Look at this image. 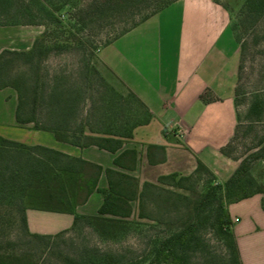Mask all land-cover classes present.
Here are the masks:
<instances>
[{"label": "crops", "instance_id": "obj_1", "mask_svg": "<svg viewBox=\"0 0 264 264\" xmlns=\"http://www.w3.org/2000/svg\"><path fill=\"white\" fill-rule=\"evenodd\" d=\"M226 3L175 0L99 48V62L152 113L150 121L137 126L117 152L79 147L58 140L50 131L20 125L15 118L17 97L8 86L0 88V129L6 122L9 126L0 130V136L52 147L103 167L119 168L114 164L118 153L135 150V168L125 171L140 184L155 182L160 175H188L200 159L223 183L238 165V160L221 152L237 124L234 87L239 45ZM4 27L23 26L0 25V52L5 48L28 50L40 32L25 28L5 35ZM204 92L209 100L201 98ZM149 144L164 146V161L149 162ZM158 154L150 150L152 159ZM98 184L106 186L104 174ZM102 201V193L93 191L74 210L95 214ZM227 209L241 264H264V194L231 202ZM26 218L28 229L39 234H55L73 222L71 213L36 208H28Z\"/></svg>", "mask_w": 264, "mask_h": 264}, {"label": "trees", "instance_id": "obj_2", "mask_svg": "<svg viewBox=\"0 0 264 264\" xmlns=\"http://www.w3.org/2000/svg\"><path fill=\"white\" fill-rule=\"evenodd\" d=\"M173 1L175 0H36L49 19L56 20L57 17L53 12H60L64 6H69V11L73 10L72 14L76 23L81 25H86L87 17L92 20L105 18L108 10L126 8L130 2L135 5L143 2V15L138 20L126 24L117 36L107 40L105 44ZM245 6L251 11L260 13L264 11V0H245ZM232 29L238 40L235 28L232 27ZM66 46L63 42L49 46L45 44V35H42L35 39L28 50L3 49L0 52V88L11 86L16 90L15 118L20 125L31 124L35 129L50 131L58 140L79 147L96 146L115 153L122 148L125 140L132 138L137 126L148 123L152 117L147 105L130 89H125L126 94L138 104V116L133 117L131 121H121L118 117L106 123L104 128L92 126L90 119L78 118L76 105L71 102V97L64 98L68 88L58 90L55 86L50 94L49 109H45L44 112L37 109L35 96L31 101L28 98V81L32 75L37 77L41 59L53 48L62 49ZM16 62L25 67V72L20 74L18 79H15L12 74L13 65ZM98 72L97 67L94 64L89 65L88 60L79 71L83 74L84 80L91 76L99 77L103 81L104 78ZM103 84L107 86L104 81ZM97 90L100 91V89ZM72 92L68 95L71 96ZM99 93L103 96L104 90ZM117 96L120 101L124 99L122 93H118ZM236 96L235 92L238 120ZM201 98L205 101L210 99L207 92H204ZM63 102L65 105H62ZM92 102L95 103V100L92 99ZM231 138L221 148V152L227 156H230L226 148ZM151 149L161 154L152 159ZM147 157L150 163L164 161V146L149 144ZM136 158L135 150L125 149L114 158V164L119 168L103 167L52 147L27 144L0 136V223L4 206H7L21 225L22 232L48 249L58 244V239L63 240L66 233L80 226H90L102 237H113L124 232L135 222L131 219L134 215L135 202L139 208L137 218L147 216L141 209L142 202L144 204L146 197L152 191L159 189L160 184L180 186L181 181L195 176L200 177L202 174L208 175L210 180L215 179L213 171L197 159L194 171L188 175L178 173L160 175L155 182L144 181L140 184L136 176L125 171L135 168ZM238 159L239 157L235 158V160ZM257 159H264V141L256 151L241 159L224 183L210 184L207 187L206 191L194 201L192 219L189 223L178 232L164 238L148 264H189L185 249L193 242L200 226L208 219L226 246L227 254L223 264H241L227 206L231 202L256 193L264 194L263 185L250 171V164ZM101 174H104L106 178L105 187H100L98 184ZM93 191H99L103 195L102 204L97 212L95 214L77 213L74 210L75 206L84 203ZM28 208L71 213L73 214L72 225L55 234L33 233L27 225L26 210ZM32 256L29 250L8 251L0 246V264H38ZM112 261L109 256H103L100 261H97L93 258L83 259L65 255L62 264H111Z\"/></svg>", "mask_w": 264, "mask_h": 264}, {"label": "rangeland", "instance_id": "obj_3", "mask_svg": "<svg viewBox=\"0 0 264 264\" xmlns=\"http://www.w3.org/2000/svg\"><path fill=\"white\" fill-rule=\"evenodd\" d=\"M130 4L126 8L108 10L105 18L92 20L87 17L86 25H81L76 23L69 6H64L60 12H53L57 17L55 20L46 17L36 0H0V25L23 26L4 27L5 35H11L15 29L31 28L40 31L35 39L45 35V44L49 46L59 42L67 45L66 48H53L48 52L39 62L37 77L32 75L28 81V98L31 101L35 96L40 112L49 109L51 91L57 86L58 90L69 89L64 98L71 97L78 118L90 119L92 126L104 128L106 123L118 117L121 121H131L138 116V104L128 98L126 90L120 87L113 73L97 57L99 48L107 40L113 39L126 24L143 15V2ZM226 6L239 45L234 87L238 120L226 150L230 158L235 160L239 157L236 162L239 164L244 156L256 151L264 141V11H251L245 6V0H227ZM87 60L89 65L97 67L107 86L99 77L83 79L79 71ZM23 72L25 67L16 62L12 69L14 78L18 79ZM8 87L17 97L16 90ZM97 89L104 90V95L101 96ZM69 92H72L71 96ZM118 93L124 97L121 101ZM7 126L6 122L0 130H7ZM250 171L264 187V159L253 161ZM219 183L216 177L210 180L208 175L202 174L181 181L180 186L160 184V188L152 191L144 204L142 202L141 209L146 217L137 218L139 208L137 202L134 203L131 219L135 222L124 232L102 237L90 226H80L66 233L63 240L58 239V244L49 249L24 234L12 210L4 206L0 246L8 251L29 250L38 264H62L65 255L97 261L109 256L113 260L111 264H148L159 243L192 219L194 201L210 184ZM185 252L189 264H223L227 249L208 219L200 226L196 238Z\"/></svg>", "mask_w": 264, "mask_h": 264}]
</instances>
